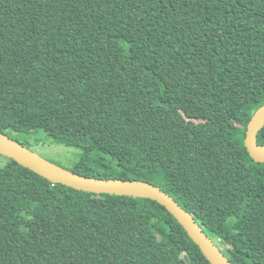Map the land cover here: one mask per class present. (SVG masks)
I'll return each instance as SVG.
<instances>
[{"label": "trees", "instance_id": "obj_1", "mask_svg": "<svg viewBox=\"0 0 264 264\" xmlns=\"http://www.w3.org/2000/svg\"><path fill=\"white\" fill-rule=\"evenodd\" d=\"M264 0H0V131L160 186L232 264H264ZM264 144V127L258 134ZM0 264H212L159 201L0 165Z\"/></svg>", "mask_w": 264, "mask_h": 264}, {"label": "water", "instance_id": "obj_2", "mask_svg": "<svg viewBox=\"0 0 264 264\" xmlns=\"http://www.w3.org/2000/svg\"><path fill=\"white\" fill-rule=\"evenodd\" d=\"M263 127L264 104L256 110L249 121L245 138V145L251 157L257 162H264V144L258 142V134ZM0 152L53 183L98 194L111 193L157 200L183 225L212 264H232L194 216L158 185L142 180L97 178L75 173L47 160L1 131Z\"/></svg>", "mask_w": 264, "mask_h": 264}, {"label": "rangeland", "instance_id": "obj_3", "mask_svg": "<svg viewBox=\"0 0 264 264\" xmlns=\"http://www.w3.org/2000/svg\"><path fill=\"white\" fill-rule=\"evenodd\" d=\"M19 137L29 139V147L32 151L69 170L74 167L82 155L81 148L57 143L42 129L31 135L20 134ZM7 161L8 157L0 152V165L7 163Z\"/></svg>", "mask_w": 264, "mask_h": 264}]
</instances>
